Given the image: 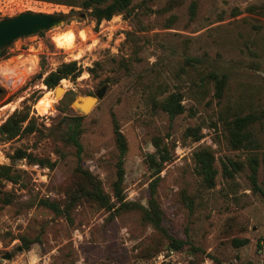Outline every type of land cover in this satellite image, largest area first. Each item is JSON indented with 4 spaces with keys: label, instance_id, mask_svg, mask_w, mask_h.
I'll return each instance as SVG.
<instances>
[{
    "label": "rangeland",
    "instance_id": "374dc122",
    "mask_svg": "<svg viewBox=\"0 0 264 264\" xmlns=\"http://www.w3.org/2000/svg\"><path fill=\"white\" fill-rule=\"evenodd\" d=\"M70 9L45 0H0V19L24 11L63 16L57 26L17 38L0 57V124L28 107L37 126L0 141V165L15 177H0V264H264V0H131L128 16L99 25L88 11L80 16ZM62 38H70L69 50L58 46ZM70 60L83 71L59 82L64 92L57 99L42 80ZM211 71L226 76L221 96ZM103 86V97L80 113L74 100ZM174 93L183 112L170 117L161 104ZM45 95L51 106L39 112ZM246 115L257 145L233 148L228 122ZM114 120L127 146L120 184L127 201L147 207L154 178L146 154L155 151V139L169 150L155 199L161 225L183 241L180 249L140 210L119 209ZM74 124L79 154L68 137ZM189 128H198L199 140ZM202 148L214 156L211 187L197 171L194 153ZM18 150L26 156L7 157ZM79 161L115 206L107 211L82 201L67 222L41 200L66 198ZM21 237L31 241L27 249Z\"/></svg>",
    "mask_w": 264,
    "mask_h": 264
},
{
    "label": "trees",
    "instance_id": "16d2710c",
    "mask_svg": "<svg viewBox=\"0 0 264 264\" xmlns=\"http://www.w3.org/2000/svg\"><path fill=\"white\" fill-rule=\"evenodd\" d=\"M49 2H55L70 6V13L76 12L82 16L86 11L88 14L95 19L97 25L102 20H109L113 15L121 14L128 16L130 13L131 0H45ZM78 9V10H75ZM194 8V5L192 6ZM42 33V32H40ZM4 48L0 50V57L6 58ZM82 67L75 60H70L60 63L55 70L50 71L42 80L43 84L47 89H55L59 82L64 79L74 80L82 73ZM211 79L215 82L216 95L221 96L222 90L225 85L226 76L218 75L216 72L211 71L209 74ZM181 95L174 93L169 95L161 104L162 108L169 114L170 117L183 112V106L181 104ZM78 118V117H76ZM252 122L249 115L237 116L230 122H228V137L229 143L233 148H240L246 146L257 145V141L253 134L249 131L248 126ZM37 130L35 118L30 115L28 107L14 110L7 118L0 124V141H10L15 138L33 133ZM113 132L118 150L119 158L117 160V179L114 182V196L116 202L119 203V209L129 210L138 209L142 213V219L154 226L157 230L164 232L168 239L170 246L178 250L182 247L183 241L168 235L161 225L162 210L155 199V191L160 176V172L166 161L171 159L169 150L166 146L160 145L158 140H154L155 151L146 154L145 161L148 168L151 171V175L154 178L150 184L149 197L147 200V207L134 201H127L122 193L121 182L123 180V157L126 153V140L120 130L118 123L114 120ZM190 132L196 140L200 139L198 128H189ZM78 124H74L70 128L68 135L69 139L77 147L79 154L81 145L78 141ZM26 156L24 152L16 151L13 155L7 156L10 160H15ZM196 160L197 171L203 176L204 183L207 187H211L214 184V178L217 173L216 169L213 168L214 156L208 148H202L198 152L194 153ZM262 161L264 162V152L262 155ZM233 164V163H231ZM258 160L256 157L250 159V165L252 170V180L256 172ZM76 174L78 175L77 180L73 185L66 191L63 201H49L41 200V204L50 208L56 215H60L66 219L67 222H71V209L74 204L79 202L89 201L98 204L100 207L110 211L113 209L115 204L110 201V198L104 193L99 182L94 176L86 169H84L80 163L76 167ZM0 177L6 180H15V177L10 173V166L0 165ZM21 242L24 244V248L27 249L30 240L21 237ZM235 245H242L246 243V240L234 239Z\"/></svg>",
    "mask_w": 264,
    "mask_h": 264
},
{
    "label": "water",
    "instance_id": "95a60500",
    "mask_svg": "<svg viewBox=\"0 0 264 264\" xmlns=\"http://www.w3.org/2000/svg\"><path fill=\"white\" fill-rule=\"evenodd\" d=\"M62 19L63 16L57 13L32 11H24L14 16L0 19V50L10 45L19 37L36 34L57 26L62 22ZM62 89L60 85L55 87L54 96L57 99H60L58 92ZM105 90L106 87L103 86L94 95L78 96L74 100V106L80 113H87L103 97ZM3 258L8 259L10 256L7 254Z\"/></svg>",
    "mask_w": 264,
    "mask_h": 264
},
{
    "label": "bare ground",
    "instance_id": "6f19581e",
    "mask_svg": "<svg viewBox=\"0 0 264 264\" xmlns=\"http://www.w3.org/2000/svg\"><path fill=\"white\" fill-rule=\"evenodd\" d=\"M57 44L59 47H63L67 50H69L73 44L72 42L70 41V38H67V39H59L57 41ZM63 92V89L60 90L58 92V95ZM51 102H52V98H50L49 96L45 95L43 96L42 98H40L36 104V108L39 112H43L45 111L46 109H48L50 106H51Z\"/></svg>",
    "mask_w": 264,
    "mask_h": 264
}]
</instances>
